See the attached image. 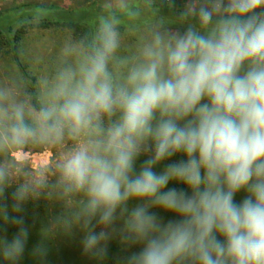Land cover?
Returning <instances> with one entry per match:
<instances>
[{
    "label": "clouds",
    "instance_id": "obj_1",
    "mask_svg": "<svg viewBox=\"0 0 264 264\" xmlns=\"http://www.w3.org/2000/svg\"><path fill=\"white\" fill-rule=\"evenodd\" d=\"M102 8L34 93L0 86V197L70 206L85 253L117 234L140 247L125 264H264V0H184L149 24L139 0ZM34 148L56 152L35 174ZM27 235L0 238V258L16 264Z\"/></svg>",
    "mask_w": 264,
    "mask_h": 264
},
{
    "label": "rangeland",
    "instance_id": "obj_2",
    "mask_svg": "<svg viewBox=\"0 0 264 264\" xmlns=\"http://www.w3.org/2000/svg\"><path fill=\"white\" fill-rule=\"evenodd\" d=\"M96 1H98L99 8L102 11V5L106 2H110V0H0V12L20 4L58 6L68 10H73L83 8ZM134 1L135 0H133V2ZM167 3L168 0H143L144 6L149 4H154V6H167ZM174 4L176 6L175 9L182 8L184 0H174ZM76 31L77 30H73L68 26H58L49 29H31L28 35H26L22 44L23 62L28 66L30 71L39 77L45 69L51 67L52 62L56 57L57 51L63 42L73 37L78 38V36H76ZM136 36V33L127 35L125 37V43L128 45H133L136 41ZM0 86H9L17 88L20 91H25L21 76L6 51L0 52ZM55 155V150H45L41 148L30 149L25 153V157L28 159V170L35 174L42 165L48 164L50 161H52ZM144 158L145 157L140 158L137 163V168H139V165ZM182 158V156L178 155L173 157V160H179ZM169 162L172 161H166L165 163ZM163 167L164 164H161L155 170L160 172L162 171ZM178 186L179 184L175 182L169 184V187L177 188ZM13 190H15L14 186L7 189L3 197H0V209H2L1 205L3 202L11 200ZM244 196L245 193L243 192L237 194L235 197L236 202H241ZM32 201L41 202L43 207L46 208L48 212L54 210L55 204H59L63 209L70 207L61 205L54 198L41 197ZM135 203L136 202H130L129 206L132 207ZM26 213L31 214L32 216L34 215L29 209L26 210ZM2 214V211H0V215ZM13 214L14 213H12V209H9L8 221L5 222L3 219H0V224L6 223L11 228H13L15 224L14 221H16V218ZM158 214L163 216L165 220L174 218L167 213L159 212ZM51 216V218H49L47 215L46 218L44 216H39L42 219L41 223L34 222L27 228V233L30 237L29 239H26L24 252L16 264H98L95 255L85 253L83 250L82 240L84 238L83 236L85 235V232L80 228L72 229L73 231L80 234L84 232V235L78 239H75L68 234L57 232L55 230L57 225L56 219L53 218V214ZM93 225L94 230L97 233L101 231V227L96 226L95 221H93ZM18 231L19 230H16V228L12 232L7 230L3 232L4 234L0 233V238H6L9 242H11V240H13L17 235ZM118 237L119 235L117 234L110 238L107 241L105 250L109 245H112L118 239ZM129 255L117 256L116 262L114 264H125L126 258ZM0 264H7V262L0 258Z\"/></svg>",
    "mask_w": 264,
    "mask_h": 264
},
{
    "label": "trees",
    "instance_id": "obj_3",
    "mask_svg": "<svg viewBox=\"0 0 264 264\" xmlns=\"http://www.w3.org/2000/svg\"><path fill=\"white\" fill-rule=\"evenodd\" d=\"M134 2H136V0ZM139 3L144 8L141 16L142 24L154 22L159 17H169L176 14L175 8L170 9L167 6L155 5L154 8L149 9L147 6H144L143 0H139ZM37 7H42L48 10V14L43 16L39 21L34 18V12ZM101 11L99 3L96 1L83 8L73 10H68L58 6L20 4L0 12V52L6 51L9 54L15 68L21 76L22 83L27 92H35V84L38 78L32 71H30L28 66L23 62L22 58V44L30 30L37 28L49 29L58 26H68L73 30H77L76 36L79 37L85 33L92 18ZM183 188L184 185L182 184H179L177 187V189ZM14 191L15 190H13V192ZM13 205L14 200L12 194L11 200L3 202L1 208H6L8 211L9 209H12V213H14L13 215L15 216L16 221H20L21 223H15L13 228L6 223L0 224L1 234H4L3 232L7 230L12 232L15 228L16 230H19L21 226L27 229L34 222L41 223L42 219L39 216H44L46 218L47 215L51 218V215L53 214V218L56 219L57 223L55 228L57 232L68 234L75 239L84 235V232L80 234L72 229L65 228L59 218L67 214L66 208H61L59 204H55L54 210L49 212L43 207L41 202H33L32 200L25 203L20 212H14ZM25 209L31 210L35 216L27 214ZM153 211L158 213L160 212L158 209H154ZM29 237L30 236L28 234L27 239H29ZM139 250L140 248L138 246L129 247L125 245L122 243L120 237H118L112 245H109L106 248L102 255H95V257L98 264H114L117 256L129 255L132 252H138Z\"/></svg>",
    "mask_w": 264,
    "mask_h": 264
}]
</instances>
